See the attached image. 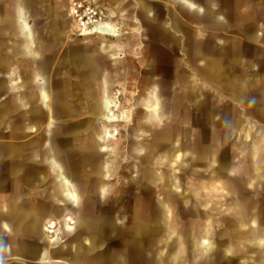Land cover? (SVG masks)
Segmentation results:
<instances>
[{"label":"crops","instance_id":"0c3cea01","mask_svg":"<svg viewBox=\"0 0 264 264\" xmlns=\"http://www.w3.org/2000/svg\"><path fill=\"white\" fill-rule=\"evenodd\" d=\"M53 2L54 0L47 1L49 15H53L55 20L59 21L65 28L66 22L51 6ZM197 4L202 8L215 9V11L219 13L218 22L226 26L223 29L216 28L213 32L216 35V44L227 48V60H223L220 54H216L210 63L200 62L201 67H203V77L208 80L210 75H206L205 71H211V81L214 86L218 88L221 97L227 96L231 100L240 103L247 108L246 112L249 117H256L264 121V99L259 96L260 93H264V62L261 64V83L257 86L255 85L256 87H253L254 84L252 79L247 78L246 75L241 72V70H243L242 67H244L245 70H250L255 66L253 61L247 59V55H252L256 51L252 45H264V28L262 27V24H264V0H213V3H210V0H140L137 5L144 24L153 30L157 40L161 42L169 41L172 43L175 51L183 54L186 41L188 42L195 38L194 36H196L197 33L200 34H198V38L204 37L201 31H203L204 27H202V24L206 22L207 13L200 12L195 6ZM121 5V1L117 2L112 11L117 13V9ZM19 14L21 13L19 12ZM49 15L33 16L28 22H22V30L26 34H29L32 25L41 27L48 20ZM197 19L200 20L198 21ZM159 22H162L164 27L168 30L167 34L162 32L158 26ZM132 23L135 24L133 31L139 32L138 25L140 21L134 18ZM234 23L236 25H241V23L244 25L242 30L244 40L225 36V34L231 30ZM123 33H128L126 28H123ZM233 41L237 43H235V52L232 46ZM0 43L5 46L4 49L0 51V69L8 65L11 67L10 71L14 72L10 77L0 74V81H3L2 84H4V88L0 91V98L6 99L3 105L4 110L2 111V115L5 118L11 112L17 113V119L19 118L20 121L19 131L24 134H37L34 138H27L28 140L22 142L0 141V145L4 143L10 146L18 145L16 148L10 147L5 151L0 149V179L3 178L6 183L9 181L13 182V186L4 193V195L7 196L3 204L4 206L8 205L14 192L17 191L20 193V203L26 207L24 210H21L24 214H30L33 206L46 202L54 203L62 207V209L58 211H53L46 221L61 220L66 216H70L75 221V224L73 226L63 224L59 227L60 235L65 238V235L74 234L78 225L77 216H71L69 211L65 209L67 205L71 207V204H74L78 200L77 192L72 187L70 178L65 176L63 179V193L62 196L59 195L56 191V182L54 179L57 163L53 160L49 163H40L37 160L30 161L29 156L34 152L38 154L41 152L46 128L50 125H54V132L51 136L53 139L60 140L63 138L71 139L80 137L85 140H98L101 143V149L104 153H113L114 149L110 147V141L114 138V130L119 133V129L116 127L119 123L111 124L108 122L107 113L109 108L107 107V102H112L113 100L108 93L109 85L105 54L115 50L116 46L114 44L108 45L107 42H103V44L99 46L95 44L67 45L65 37L60 46V51L50 77L47 79V87L50 89V95V93H44L43 91L41 94L40 88L42 86V79L37 80L34 82V85L32 84L29 86L27 82L21 81V79H27L28 64L25 61L28 56L15 58L13 61L11 60L17 48L16 42L11 39L0 38ZM25 47L28 49L29 56H37L38 51L32 46L31 39L28 38V40H26ZM95 58L101 63L102 73L100 75H97V72L94 71ZM181 58H179L177 62L171 80L164 85L161 84L159 87L151 85L149 92H147L142 102L144 108L150 113V121L154 124L162 122L164 117L162 112L163 103L162 99L159 97L160 94L166 91L172 95V93L178 90L175 85H172L173 87L170 90L168 87L173 84L174 78L179 71ZM153 59L156 62L155 57H153ZM155 62L152 67V72L158 70V66ZM53 96L62 98L63 102L61 107L66 112L70 113L67 117L63 116V114L52 115L51 103ZM252 101L258 103V106L250 107ZM45 103L47 106L44 105ZM173 104L174 96H172L170 100L171 108H173ZM213 106L214 111L212 117L216 123L221 125V121L218 120V116L220 115L219 100L216 101V103L213 102ZM85 111L91 115L90 118L83 115ZM168 116H171L170 113H168ZM196 116L199 118V123L202 124V127L210 131L204 125L206 116ZM96 120L99 121V126L96 125V123H98ZM133 122V120L125 119V121L120 123L131 125L134 124ZM232 122L234 125L232 129H225L226 132H230L228 140L230 136H232L233 128H237L236 121L233 120ZM219 127L221 128V126ZM209 133V137H211L213 133L211 131ZM136 134L140 135L142 132L138 129ZM260 135L261 133L257 130L255 135L253 137L251 136V140L253 141L255 138H259ZM136 147L133 149H136ZM156 147H158V144ZM249 147L250 146L244 149L246 152L244 156L248 155ZM177 150L178 148L175 151ZM142 153L144 154V151ZM188 155L190 156L187 152L184 154L180 153L171 159L174 153L171 155L166 154L165 159L169 161V165L172 168L185 169L186 165H188V169H190V164L185 163V161L183 162V159ZM228 155L234 154L229 153ZM51 157L52 156H50V158ZM226 157L227 155L219 157L218 154L217 159H214L212 163L213 169L218 168V159L223 161ZM140 158L145 161L148 159V156L142 155ZM21 159L25 161L23 167L14 168L11 165V161ZM233 165L234 162L230 169L229 176L232 172L240 174L242 162L238 170H235ZM105 169V179L107 180L111 172V165L107 160ZM256 174L259 177H254L253 180L250 181V184L248 183L249 190L254 182L259 181L264 176V166L260 171H257ZM144 177L151 179L155 183L163 180L165 185L172 186L168 182V176L162 173L153 175L151 172H146ZM173 186L179 191L182 185L179 180H173ZM105 187H107L106 184L103 188L104 191ZM197 192H200L198 188ZM61 199L65 202L62 206ZM107 200H109V193ZM250 201L244 202L248 204ZM160 206L158 213L152 214V218L150 217L154 220L153 225L145 222L143 219L145 216L139 213L135 218L133 226L129 224L126 225L130 220L127 215L122 214L121 217H119L117 224L122 232H120L121 234L118 236L127 238L129 243L126 245L135 248L137 251L134 253V251L128 250L123 254L122 258H119L117 254L110 256L112 260L123 263H102L96 261L88 263L89 261L85 260L83 261L85 263L75 264H264V200L260 199V217H250L245 223L241 221L234 207H231L230 209L233 210L232 215L235 222L227 223L226 228L222 233L218 234L217 238V233L212 229L216 226L215 221L212 225L203 227L205 231L204 234L200 237H193L194 252L197 255L195 254V257L192 255V258H190L191 251L189 242L185 243L186 238L184 233H182V231L178 232L177 228L173 226L169 227L172 224L169 223L170 214H172L174 220L169 203L161 202ZM60 212H62V214L59 217L57 216L58 218L53 216L55 213ZM235 223H239L240 232L245 233V236H239L237 232L233 230V224ZM163 227L164 230L162 229ZM243 227L248 229L243 230ZM253 229H258L255 233L256 235H248ZM5 234H8V229L2 226L0 229V236ZM147 235H151V237L154 236V240L148 243L146 239ZM160 236L166 237L165 240L168 251L165 253L164 250L158 251L154 254V259H147L145 256L146 245H151V243L159 239L158 237ZM97 239L98 237L95 236L93 240L97 241ZM84 241L87 243L86 246H89L90 239L85 238ZM45 242L47 246L50 245L54 248L58 245H62L65 241L63 243L52 244L50 237H46ZM69 246L76 248V254L81 253L86 255V251L81 247L71 243H69ZM51 249L48 247L45 248L44 260L50 259ZM59 250L63 253L62 249ZM139 251L142 252V260L138 255ZM251 251L257 252V260L260 263H247L246 260L242 259V257H246ZM68 254V256L63 255L66 258H62L68 259L72 255H75L71 254L70 249Z\"/></svg>","mask_w":264,"mask_h":264},{"label":"water","instance_id":"95a60500","mask_svg":"<svg viewBox=\"0 0 264 264\" xmlns=\"http://www.w3.org/2000/svg\"><path fill=\"white\" fill-rule=\"evenodd\" d=\"M47 1L0 0V38L11 39L16 42L17 48L11 57L12 61L18 57L28 56L25 61L28 64L27 79L24 78L21 81L27 82L29 86L42 79L41 94L42 91L50 93V89L47 87V79L50 77L60 46L67 34L64 26L55 20L53 15H49ZM210 3H213V0H210ZM195 6L200 12L207 13V19L202 24L204 28L201 31L204 37L198 38L199 33H197L194 36L195 38L188 41L189 43L186 41L183 57L179 64V71L174 78L173 84L168 87L169 90L174 85L178 88L177 92H175L174 104L170 112L173 117L172 123L156 132L158 147L154 148L148 144L142 151H144V156H148V159L145 160L149 166L147 172H151L153 175L156 174L157 171L154 166L158 164V159L163 160L166 154L171 155L177 148H180L176 147V140L188 134L187 128L191 125L196 115H205L204 125L213 133L209 137L207 145L196 148L184 144L181 149H186V152L190 154L188 158L190 163L189 171L196 173L197 177L203 176L202 171H212L219 176L227 178L235 159L234 155H227L223 161L218 159V168L213 169L212 167L214 159L218 157L220 148L226 144L230 135V132L228 133L225 129H221L219 123H216L212 117L214 111L213 102L216 103L221 94L211 81V71H205L206 75H210L208 80H206L202 75L203 67L200 65V62L210 63L216 54H220L223 60H227V48L216 44V35L213 32L216 28L223 29L226 26L218 22L219 13L215 9L202 8L198 4ZM43 15H49V18L41 27L32 25L29 34L22 30V22H28L33 16ZM158 26L164 34L168 33L162 22H159ZM262 27L264 28V24H262ZM28 38L31 39L32 46L38 51L36 57L29 56L28 49L25 47ZM232 43L234 44H232L234 51L236 42L233 41ZM94 62V71L97 72V75H100L102 73L101 63L96 58ZM10 69L11 67L7 65L0 69V74L10 77L14 73ZM0 83L1 91L4 88V84H2L3 81H0ZM259 96L264 99V93H260ZM62 102L61 97H52V115L63 114V116L67 117L70 114L61 107ZM44 105L47 106L46 103ZM53 127L54 125L47 126L41 152L39 154L31 153L29 160H37L40 163H49L53 160L57 163L54 179L56 191L61 196L64 189L63 179L65 176L70 178L71 185L78 195V200L71 204V208H73L77 216L78 225L74 234L69 235L68 241L81 247L86 251V255L78 253L68 259H64L62 258L64 253L59 250V246H56L50 252V259L44 260L46 248L44 245V223L53 211H58L62 207L46 202L33 206L30 214H24L21 210L26 207L20 203V193L17 191L14 192L8 205L4 206L3 195L13 186V182L9 181L6 183L1 178L0 229L5 226L8 229V234L0 236V262L75 264L85 263L83 261L87 260L89 261L88 263L95 261L123 263L112 260L110 256L117 254L119 258H122L123 254L128 250H132L134 253L137 251L135 248L126 245L129 243L127 238L118 236L122 231H120L117 222L122 214L118 211L117 203H110L111 201L107 200L109 190L106 187L105 191L103 189L106 181L105 163L109 154L102 151L98 140H85L80 137L53 139L51 137L54 132ZM258 131L261 133L260 137L252 141L249 145L248 155L243 158L240 179L227 180L232 193L234 210L243 223L250 217L259 218L261 215L259 197L253 198L248 204L244 202L245 194L248 191V183L250 184L254 177H259L256 172L260 171L264 166V127H258ZM17 146H10L4 143L0 145V149L5 151L10 147L16 148ZM157 149H163L162 153L158 154ZM50 156H52V159ZM24 162L22 159L13 160L11 165L14 168L23 167L25 165ZM61 202V206L65 204L63 199H61ZM99 207H102V209L99 210ZM172 213L174 214V220L169 227L173 226L176 228L175 212L172 211ZM238 224H233V230L239 236H245V233L240 232ZM162 229L164 230V227ZM258 229H253L248 235H256L255 233ZM204 232V228L200 227L182 231L186 238L185 243L189 242L191 248L190 258H192L194 251L193 237H200ZM95 236L98 237L97 241L93 240ZM85 238L90 239L89 246H86ZM138 255L142 260V252L139 251Z\"/></svg>","mask_w":264,"mask_h":264},{"label":"rangeland","instance_id":"374dc122","mask_svg":"<svg viewBox=\"0 0 264 264\" xmlns=\"http://www.w3.org/2000/svg\"><path fill=\"white\" fill-rule=\"evenodd\" d=\"M95 1L110 10H113L116 3L121 1L122 5L117 9L114 22L118 28H126L128 33H123L120 38H104L96 35L85 37L73 26V20L68 13L69 0H54L51 6L66 22L67 45L95 44L99 46L103 42H107L108 45L114 44L116 46L115 50L105 54L107 59L108 93L110 98L116 103L115 113H124L126 119L133 120L134 124H117L116 127L119 129V133L114 134V138L110 141V147L114 151L109 154L107 160L111 165V172L109 179L105 181L106 188L109 190L110 203H117L118 211L123 215H127L130 219L126 225L133 226L138 213L145 216L143 217L145 222L153 225L152 214L158 213L161 202H168L171 211L175 212V226L178 232L196 227L203 228L206 225H212L215 221L216 226L212 229L217 233V238L218 234L222 233L226 228L227 223L235 222L232 215L233 210L230 209L234 205L231 200L232 193L230 192L227 180H238L240 179V174L232 172L226 178L212 171H202L203 176L197 177L196 173L189 171L188 165H186L185 169L172 168L168 160L158 159V164L154 166V169L158 174L162 173L168 176V182L172 186H167L163 180L155 183L151 179L144 177L149 166L145 161L140 159V156L144 155L142 150L146 145L150 144L156 148L158 144L156 132L172 123L173 117L172 115L168 116V113L172 110L170 100L172 96L175 97V92L172 95L166 91L160 94L159 97L162 99L164 117L162 122L159 123L154 124L150 121V113L144 108L142 102L147 92H149L151 85L159 87L161 84L164 85L171 80L177 62L179 58L183 57V54L175 51L172 43L169 41L161 42L157 40L153 30L144 24L138 11L137 4L140 0ZM134 18L140 21L138 25L139 32L133 31L135 24L132 23V20ZM243 27L242 23L241 25L234 23L231 30L225 36L244 40ZM4 47L0 43V51ZM252 47L256 51L252 55H247V59L253 61L255 66L250 70H245L242 67L243 70L241 72L247 78L252 79L253 87H256L261 83L262 79L261 64L264 62V45L254 44ZM153 57H155L156 62ZM154 62L158 66L156 72H152ZM5 102L6 99L0 98V141L22 142L28 140L27 138H34L37 135L36 133L24 134L19 131L20 121L19 118L17 119V113L11 112L4 118L2 111L4 110L3 105ZM219 104L220 115L218 116V120L221 121V129H232L234 126L233 120L236 121L237 125V128H233L232 136H230L227 144L221 147L219 157L233 153L235 155L233 167L235 170H238L242 158L246 154L244 149L252 143L251 136L255 135L258 127H264V121L256 117H249L246 107L227 96L220 97ZM250 104V107L258 106V103H254L253 101ZM83 115L91 117L87 111ZM96 122H98L96 125L99 126V121L96 120ZM138 129L142 134H136ZM187 129L188 134L176 140V145L180 148L173 152L174 156L171 159L180 153L184 154L186 152V149H181L184 144L196 148L207 145L210 131L202 127L197 116L194 117L192 124ZM135 147L136 149H133ZM157 151L159 154L162 153L163 149H157ZM188 157L189 155L183 159V162L185 161V163L190 164ZM173 180L181 182L182 186L179 191L173 186ZM197 188L200 192H197ZM6 196L4 195L3 198L6 199ZM255 197L264 200V176L251 185L250 190L248 189L245 194L244 201L249 202ZM65 209L69 211L71 216H76L73 208L69 205ZM98 209L100 210L102 207ZM62 212L55 213L53 216L58 218ZM172 221V214H170L169 223H172ZM246 229L243 227V230ZM53 235V233L44 231V245L49 249L53 247L47 246L45 238ZM65 236V242L62 245H58L60 246L59 249H62L65 256L69 255V249L71 250V254H76V248L69 246V235ZM158 238L151 245H146L145 256L147 259H154V254L158 251L164 250V253L168 251L166 237L160 236ZM146 239L150 243L154 240V236L147 235ZM195 254L193 251L192 255L194 257ZM242 259L246 260L247 263H260L257 260L256 251L249 252ZM10 263L20 264L19 262H0V264ZM50 264H58V262H51Z\"/></svg>","mask_w":264,"mask_h":264},{"label":"built area","instance_id":"2783aa9c","mask_svg":"<svg viewBox=\"0 0 264 264\" xmlns=\"http://www.w3.org/2000/svg\"><path fill=\"white\" fill-rule=\"evenodd\" d=\"M68 13L80 34L106 23L118 28L112 10L95 0H69Z\"/></svg>","mask_w":264,"mask_h":264},{"label":"bare ground","instance_id":"6f19581e","mask_svg":"<svg viewBox=\"0 0 264 264\" xmlns=\"http://www.w3.org/2000/svg\"><path fill=\"white\" fill-rule=\"evenodd\" d=\"M114 15H116V12L112 11ZM74 26L76 27V24L73 23ZM123 33V28H117L112 26V24L110 23H106L100 26H96L95 29L91 30V31H87L85 30L81 35L83 36H101V37H112V38H118L122 35ZM107 107L109 108L107 116H108V122L113 124V123H120L125 121L126 117L125 114H116V103L114 102V100L108 101L107 102ZM113 133H118L116 130L113 131ZM110 135V134H107ZM63 224H68L70 226H73L75 224V221L70 217V216H66L65 218L61 219V220H49L46 221L45 225H44V231L45 232H49V233H53L54 235L50 237V241L52 244H58V243H63L65 241V238H63L60 235L59 232V227Z\"/></svg>","mask_w":264,"mask_h":264}]
</instances>
